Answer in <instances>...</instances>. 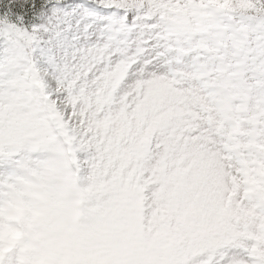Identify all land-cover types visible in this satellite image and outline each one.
Segmentation results:
<instances>
[{"label": "snow or ice", "instance_id": "1", "mask_svg": "<svg viewBox=\"0 0 264 264\" xmlns=\"http://www.w3.org/2000/svg\"><path fill=\"white\" fill-rule=\"evenodd\" d=\"M0 264H264V0H0Z\"/></svg>", "mask_w": 264, "mask_h": 264}]
</instances>
